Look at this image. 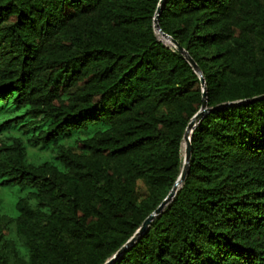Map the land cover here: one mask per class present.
<instances>
[{
	"label": "trees",
	"instance_id": "16d2710c",
	"mask_svg": "<svg viewBox=\"0 0 264 264\" xmlns=\"http://www.w3.org/2000/svg\"><path fill=\"white\" fill-rule=\"evenodd\" d=\"M0 0V264H264V0ZM51 153L32 162L27 149Z\"/></svg>",
	"mask_w": 264,
	"mask_h": 264
},
{
	"label": "water",
	"instance_id": "95a60500",
	"mask_svg": "<svg viewBox=\"0 0 264 264\" xmlns=\"http://www.w3.org/2000/svg\"><path fill=\"white\" fill-rule=\"evenodd\" d=\"M163 0H161L160 5H162ZM160 9H157L156 12V18L154 20V30L156 33H159L166 39H168L171 43V45L180 53L182 54L185 59L188 61L192 69L198 74L200 78V83L202 87V105L200 110L192 117L190 123L188 124L184 136H183V141H185V146H184V156H183V164H182V169L180 172V175L177 179V181L174 183L171 191L169 194L166 196V198L161 202V204L157 207L155 211H153L142 223L140 228L135 232V234L125 243V245L122 246V248L105 264H112L114 260H116L120 255H123L125 251L130 248L135 241L142 235L143 232L146 231V229L150 226L152 220L157 217L160 212L164 209V207L173 199V197L176 195L177 190L179 185L183 182L189 168V158H190V135L192 133V130L196 126V124L199 123L201 118L204 116V114L207 112V104H206V94H205V84H204V79L202 77V74L197 67V65L194 63V61L189 57L187 52L180 47L176 41L171 39L169 36L163 34L159 28L158 22H157V15L159 14Z\"/></svg>",
	"mask_w": 264,
	"mask_h": 264
},
{
	"label": "rangeland",
	"instance_id": "374dc122",
	"mask_svg": "<svg viewBox=\"0 0 264 264\" xmlns=\"http://www.w3.org/2000/svg\"><path fill=\"white\" fill-rule=\"evenodd\" d=\"M159 40L170 43L168 39L156 33ZM171 44V43H170ZM184 147V144H183ZM27 153L32 162H41L49 160L51 153L46 151H38L35 148H28ZM26 190H21L18 186H1L0 185V215L14 218L17 215L15 204L20 197H25Z\"/></svg>",
	"mask_w": 264,
	"mask_h": 264
},
{
	"label": "bare ground",
	"instance_id": "6f19581e",
	"mask_svg": "<svg viewBox=\"0 0 264 264\" xmlns=\"http://www.w3.org/2000/svg\"><path fill=\"white\" fill-rule=\"evenodd\" d=\"M184 146H185V141H184Z\"/></svg>",
	"mask_w": 264,
	"mask_h": 264
}]
</instances>
